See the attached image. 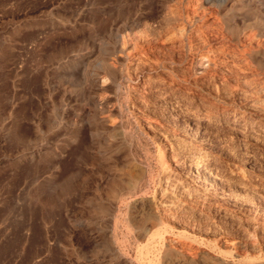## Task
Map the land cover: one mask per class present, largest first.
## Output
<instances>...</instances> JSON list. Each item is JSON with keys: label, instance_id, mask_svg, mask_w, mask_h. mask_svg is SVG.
I'll return each instance as SVG.
<instances>
[{"label": "rangeland", "instance_id": "rangeland-1", "mask_svg": "<svg viewBox=\"0 0 264 264\" xmlns=\"http://www.w3.org/2000/svg\"><path fill=\"white\" fill-rule=\"evenodd\" d=\"M0 264H264V0H0Z\"/></svg>", "mask_w": 264, "mask_h": 264}, {"label": "bare ground", "instance_id": "bare-ground-1", "mask_svg": "<svg viewBox=\"0 0 264 264\" xmlns=\"http://www.w3.org/2000/svg\"><path fill=\"white\" fill-rule=\"evenodd\" d=\"M248 82V81H247ZM191 164V163H190ZM195 164V163H194ZM202 164V163H201ZM203 165V164H202ZM194 166V165H193ZM207 166V165H206ZM191 167V166H190ZM200 169V168H199ZM199 169L197 170V171H199ZM202 171H203V169H201ZM200 170V171H201ZM205 171V170H204ZM195 173V172H194ZM202 173V172H201ZM198 174V173H197ZM172 186V185H171ZM175 190V189H174ZM168 202V201H167ZM163 208V207H162ZM158 242H159V240H158ZM157 245V244H156Z\"/></svg>", "mask_w": 264, "mask_h": 264}]
</instances>
